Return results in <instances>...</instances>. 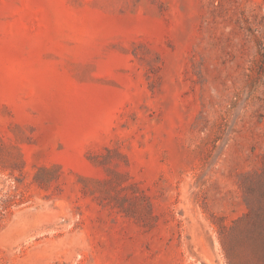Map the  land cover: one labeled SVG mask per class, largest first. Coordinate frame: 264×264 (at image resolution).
<instances>
[{
	"label": "rangeland",
	"instance_id": "1",
	"mask_svg": "<svg viewBox=\"0 0 264 264\" xmlns=\"http://www.w3.org/2000/svg\"><path fill=\"white\" fill-rule=\"evenodd\" d=\"M0 264H264V0H0Z\"/></svg>",
	"mask_w": 264,
	"mask_h": 264
}]
</instances>
